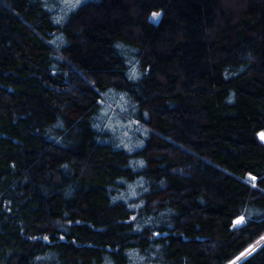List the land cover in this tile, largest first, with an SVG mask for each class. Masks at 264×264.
<instances>
[{
	"label": "trees",
	"instance_id": "1",
	"mask_svg": "<svg viewBox=\"0 0 264 264\" xmlns=\"http://www.w3.org/2000/svg\"><path fill=\"white\" fill-rule=\"evenodd\" d=\"M261 133L264 0H0V264H264Z\"/></svg>",
	"mask_w": 264,
	"mask_h": 264
},
{
	"label": "rangeland",
	"instance_id": "2",
	"mask_svg": "<svg viewBox=\"0 0 264 264\" xmlns=\"http://www.w3.org/2000/svg\"><path fill=\"white\" fill-rule=\"evenodd\" d=\"M68 1H71V0H68ZM78 1L80 0H75V2H78ZM105 113H107V110L105 111ZM136 137H137V133L133 132V136H131L126 131L120 135L121 141L125 143L127 146H130ZM261 137L264 138L263 133H261Z\"/></svg>",
	"mask_w": 264,
	"mask_h": 264
},
{
	"label": "water",
	"instance_id": "3",
	"mask_svg": "<svg viewBox=\"0 0 264 264\" xmlns=\"http://www.w3.org/2000/svg\"><path fill=\"white\" fill-rule=\"evenodd\" d=\"M249 179L253 181L255 179V177L250 175Z\"/></svg>",
	"mask_w": 264,
	"mask_h": 264
},
{
	"label": "bare ground",
	"instance_id": "4",
	"mask_svg": "<svg viewBox=\"0 0 264 264\" xmlns=\"http://www.w3.org/2000/svg\"><path fill=\"white\" fill-rule=\"evenodd\" d=\"M250 180V179H249Z\"/></svg>",
	"mask_w": 264,
	"mask_h": 264
}]
</instances>
